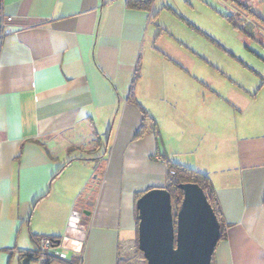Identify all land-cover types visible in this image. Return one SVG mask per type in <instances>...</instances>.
I'll use <instances>...</instances> for the list:
<instances>
[{"label": "crops", "instance_id": "0c3cea01", "mask_svg": "<svg viewBox=\"0 0 264 264\" xmlns=\"http://www.w3.org/2000/svg\"><path fill=\"white\" fill-rule=\"evenodd\" d=\"M3 2L0 264H39L22 251L41 236L70 264H120L137 195L167 185L164 157L211 180L226 227L212 264H264V72L239 79L177 40L157 0ZM237 2L264 24V0Z\"/></svg>", "mask_w": 264, "mask_h": 264}, {"label": "water", "instance_id": "95a60500", "mask_svg": "<svg viewBox=\"0 0 264 264\" xmlns=\"http://www.w3.org/2000/svg\"><path fill=\"white\" fill-rule=\"evenodd\" d=\"M228 9L247 16L234 2ZM252 21L264 29L256 19ZM179 188L183 197L176 213L166 187L147 189L136 201L138 248L146 264H212L221 239L219 218L199 184L185 182ZM77 216L80 213L74 214V225L79 221Z\"/></svg>", "mask_w": 264, "mask_h": 264}, {"label": "rangeland", "instance_id": "374dc122", "mask_svg": "<svg viewBox=\"0 0 264 264\" xmlns=\"http://www.w3.org/2000/svg\"><path fill=\"white\" fill-rule=\"evenodd\" d=\"M157 4L162 8L157 22L170 26L177 40H187L191 46L215 57L227 72L239 79L252 78L258 71L264 72V37L263 43L252 38L253 23L250 21V26H244L251 18L238 11L231 12L229 0L226 3L221 0H157ZM230 18L238 27L229 22ZM258 32H253V36ZM216 77L229 86L226 76L219 74ZM137 237L138 234L132 244L121 250L122 264H146L138 248Z\"/></svg>", "mask_w": 264, "mask_h": 264}, {"label": "trees", "instance_id": "16d2710c", "mask_svg": "<svg viewBox=\"0 0 264 264\" xmlns=\"http://www.w3.org/2000/svg\"><path fill=\"white\" fill-rule=\"evenodd\" d=\"M232 1L236 2V4L247 13V16H249L252 19H256L257 21L262 23L261 17H259L257 14L253 13L247 7L238 3L237 0H232ZM127 2H128V5L130 7H133V8L149 9L153 3V0H127ZM229 22H231L235 27H238L236 22H234V20L232 18L229 19ZM251 22L253 23V21H251ZM250 25H251V23L248 22V24H247V22H246L244 26L247 27ZM245 27H242V30L244 32L248 33L245 30ZM140 107H141L142 111L144 112L145 117H144V123H143L142 127L136 133V137H140L144 133H146L147 127H148L147 121L150 120V117L147 116V113L145 112L143 107L142 106H140ZM164 158L166 159V165L168 167V180H167L166 188L170 191L171 196H172V204H173L174 213L177 212V210L179 208V206H177V205L180 202V200H182V197H183V192H182V189L179 188V184L185 183V182L197 183L204 189L209 202L213 206V208H214V210H215V212L219 218L220 225H221V238H224L226 236V227H225V225H224V223H223V221L219 215V210H218L217 205L215 203V195H214L213 186H212V183H211L209 176L207 174H204V173L196 170V169H193V168L185 166L181 163L172 161L171 159H168L166 157H164ZM170 170H173L174 173L173 174L170 173ZM142 193L143 192L138 194L137 198H139ZM120 264H122V262H120Z\"/></svg>", "mask_w": 264, "mask_h": 264}, {"label": "built area", "instance_id": "2783aa9c", "mask_svg": "<svg viewBox=\"0 0 264 264\" xmlns=\"http://www.w3.org/2000/svg\"><path fill=\"white\" fill-rule=\"evenodd\" d=\"M0 18H1V36L3 37L5 33L8 32V26L14 22V17L8 16L4 12V2L0 0ZM170 173H174L173 170H170ZM62 246V240H58L54 237H46L41 236L37 238V246L33 250L22 251L23 254L31 256L39 261V264H48L53 262L59 263H67L70 264L68 261L65 260L60 254H58L57 250ZM78 264H81V256L79 255ZM143 261L146 262V259L143 255Z\"/></svg>", "mask_w": 264, "mask_h": 264}]
</instances>
